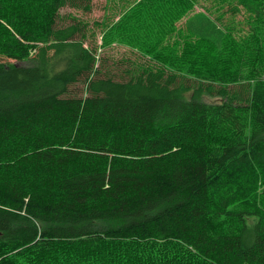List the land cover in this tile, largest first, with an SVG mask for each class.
Instances as JSON below:
<instances>
[{"label":"trees","instance_id":"16d2710c","mask_svg":"<svg viewBox=\"0 0 264 264\" xmlns=\"http://www.w3.org/2000/svg\"><path fill=\"white\" fill-rule=\"evenodd\" d=\"M90 3L0 0V264H264V0Z\"/></svg>","mask_w":264,"mask_h":264},{"label":"rangeland","instance_id":"374dc122","mask_svg":"<svg viewBox=\"0 0 264 264\" xmlns=\"http://www.w3.org/2000/svg\"><path fill=\"white\" fill-rule=\"evenodd\" d=\"M109 0H91V9L90 11L86 12V11H82L80 9H75V8H62L61 12L64 14H67L68 12H70L73 15H76V17L80 20H82L83 22L86 23V29H85V33L87 34V39H86V44H99L100 42V28L96 27L93 22H100V20L102 19L103 15H107L110 16L112 18L115 17L116 13L114 12L115 9H113V7H109L106 5V3ZM216 0H197V5H196V9H200L202 7L205 6H210L211 4H213ZM113 10V11H112ZM243 15L242 14H238L235 17V20H240L242 19ZM102 53V57L105 55H112L114 58H121V57H125V56H133L131 54V51L125 47V46H115L112 48H107L106 50L103 49L101 51ZM1 60V59H0ZM22 63V62H19ZM82 82H78L77 84L73 85L71 90L72 93L75 94H82ZM206 99H210V98H206ZM218 99V97H214L213 100Z\"/></svg>","mask_w":264,"mask_h":264}]
</instances>
